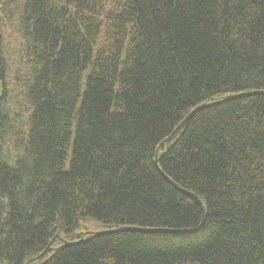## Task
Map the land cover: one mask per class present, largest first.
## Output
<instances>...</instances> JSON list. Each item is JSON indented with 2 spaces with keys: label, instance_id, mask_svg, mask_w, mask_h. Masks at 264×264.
Returning a JSON list of instances; mask_svg holds the SVG:
<instances>
[{
  "label": "trees",
  "instance_id": "trees-1",
  "mask_svg": "<svg viewBox=\"0 0 264 264\" xmlns=\"http://www.w3.org/2000/svg\"><path fill=\"white\" fill-rule=\"evenodd\" d=\"M261 91L264 0H0V264H264V96L166 147Z\"/></svg>",
  "mask_w": 264,
  "mask_h": 264
},
{
  "label": "water",
  "instance_id": "water-1",
  "mask_svg": "<svg viewBox=\"0 0 264 264\" xmlns=\"http://www.w3.org/2000/svg\"><path fill=\"white\" fill-rule=\"evenodd\" d=\"M264 96V91L261 92H255V93H242V94H237V95H232L229 96L227 98H225L223 101H217V102H213V103H209L206 105H202L197 107L196 109H194L185 119L184 121L177 127V129L172 133V135L168 138L167 142H166V147L167 149L169 148V145L172 143L173 141V137L177 134V132H180L184 129V127L190 122V120L198 113H200L203 110L206 109H210V108H214L216 106H219L225 102H229V101H233V100H238V99H242V98H246L249 96ZM155 167L157 169V171L160 173V175L164 178V180L174 189H176L178 192L182 193L184 196H187L189 198H191L192 200H194L198 206L201 209L203 218H204V209L201 205V202L198 200L196 195H193L191 193H189L188 191H185L181 188H179L175 183H173L160 169L159 167V159L157 158L155 161ZM203 226V223L201 224L200 228ZM122 232H137V233H143V234H151V233H155V232H161V233H167V234H182L184 232H178V231H170V230H163V229H121V230H113V229H104L102 228L101 230L97 231L94 235V237H99V236H104V235H111V234H116V233H122ZM84 237L83 236L79 241L75 242V243H67V242H63L64 246L67 247H71V246H76L81 244L84 241ZM50 250H57L52 248V246H49L45 252H43L41 255H39L36 258L30 259L29 261H27L25 264H33L37 261H40L44 255L46 253H48Z\"/></svg>",
  "mask_w": 264,
  "mask_h": 264
},
{
  "label": "rangeland",
  "instance_id": "rangeland-1",
  "mask_svg": "<svg viewBox=\"0 0 264 264\" xmlns=\"http://www.w3.org/2000/svg\"><path fill=\"white\" fill-rule=\"evenodd\" d=\"M96 225L97 224H92V223H86V224H84V226H85V228H86V232H85V234H84V236L86 235V234H89V233H91V234H95L96 232H97V230H96Z\"/></svg>",
  "mask_w": 264,
  "mask_h": 264
}]
</instances>
